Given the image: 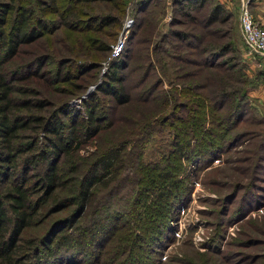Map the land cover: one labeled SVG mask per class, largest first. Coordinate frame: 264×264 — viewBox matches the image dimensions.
Wrapping results in <instances>:
<instances>
[{
  "label": "rangeland",
  "instance_id": "rangeland-1",
  "mask_svg": "<svg viewBox=\"0 0 264 264\" xmlns=\"http://www.w3.org/2000/svg\"><path fill=\"white\" fill-rule=\"evenodd\" d=\"M125 1L121 12L106 1L85 0V10L116 17V22L99 31L82 27L71 31L60 26L33 43L22 44L3 65L2 71L12 72L8 78L14 80L16 97L46 98L51 105L46 113L55 108L64 110L68 105L70 114L58 115L63 123L62 136H67L70 116L76 121L83 116V101L94 95L103 127L89 139H80L70 157H59L57 166L65 174L64 180L79 176L92 160L110 150L118 155L109 171L111 182L106 187L97 186L82 220L83 225L90 226L89 212L93 218L96 211L98 223L116 226L113 231L109 235L100 231L101 237L96 235L76 253H72L75 249L60 250L49 257L36 247L38 260L32 255L25 258L27 253L21 250L13 254L14 259L17 264L25 263V259L26 264H191L193 251H198L216 257L220 264H264V57L246 51L238 22L240 0H202L191 7L180 0ZM215 5L219 6L217 10ZM250 10L264 28V0H256V9L251 6ZM212 11L214 19L208 23ZM50 16L49 24L62 21L56 14ZM84 35L97 37L107 48L101 45L99 49L94 42L75 38ZM117 42L121 46L113 52ZM226 44L228 49L222 56L212 54ZM38 58L42 68L31 75ZM65 58L69 61L56 71L55 66ZM112 62L118 66L114 76L121 77L129 96L124 104H117L110 93L97 89L109 80ZM220 80L233 88L232 94L225 96L222 110L215 111L217 115H204L203 130L210 125L224 146L208 155L192 156L198 139L184 131L190 124L184 104L188 106L199 92L212 97L210 90ZM19 85L33 87L36 93L19 95ZM171 86L176 90L171 91ZM220 100L216 97L215 103ZM235 102L228 114L229 122L234 120L229 131L232 135L228 136L227 124L220 123L219 114L225 116L229 113L227 105ZM143 111L156 112L154 120L150 118L144 128L136 127L144 121L138 114ZM179 116L183 121H178ZM42 133H38V145L43 144ZM174 133L178 134L174 137ZM174 140H183L180 151L173 148ZM162 165L173 166L170 170L178 180L175 185L183 192L174 209L154 204V190L147 186L148 177L155 178ZM43 167L39 160H20L14 170L5 173V178L9 176L2 184H21L26 178L25 185L34 186L33 196L40 195L38 176ZM235 184L241 189L228 204L226 197ZM74 188L70 181L58 190L61 199L57 202L71 195ZM248 199L251 204L247 205ZM53 204L49 199L41 207L23 236H41L73 208L68 206L47 217L39 215ZM244 228L250 240L262 242L246 247L233 244L244 235H240ZM149 233L154 240L149 239ZM133 241L138 248L125 260L122 248L133 245ZM29 252L33 253L31 249ZM255 253L263 256L256 258ZM203 260L201 256L199 263Z\"/></svg>",
  "mask_w": 264,
  "mask_h": 264
},
{
  "label": "trees",
  "instance_id": "trees-1",
  "mask_svg": "<svg viewBox=\"0 0 264 264\" xmlns=\"http://www.w3.org/2000/svg\"><path fill=\"white\" fill-rule=\"evenodd\" d=\"M88 3L106 1L110 5L122 12V5L124 7L125 0H86ZM182 5L201 4L202 0H180ZM85 0H0V259L3 264H17L13 254L18 253L20 250L26 254L25 258L39 259V252L34 254V248H39L43 253L54 257L58 251L74 250L72 253H76L78 248H83L89 244L96 235L99 237L101 233L108 235L113 231L116 226H105L98 223L96 211L89 212L88 220L90 226L83 225L84 211L89 207L95 195V189L100 187H106L113 177L110 175L111 167L116 162L118 155L110 150L106 154H103L99 158L87 165V169H84L79 176L64 180L65 174L57 166L58 159L61 155L70 157L72 152L78 147L80 139L85 141L94 136L103 126L99 112L96 111V103H94V95H89L83 102L85 106V113L80 116L76 121L70 116L68 122L69 128L67 136L61 135L60 116H68L72 110L68 109V103H65L67 107L64 110L52 109L46 113V108L50 102L46 98H40L32 100L31 98H20L15 96V85L12 78H8L12 75V72L8 74L10 70L2 71L5 62L13 57L22 44L33 43L42 37L45 33H53L58 27H64L69 30H78L80 27L86 30L99 29L103 26L113 25L112 22H116V17H111L108 14L99 15L97 12L85 10V6L82 4ZM140 3V2H139ZM82 4V5H81ZM219 8L215 5V9ZM56 14L58 18L62 19L59 24H49L52 20V16ZM47 17V18H46ZM69 19H67V18ZM72 18L73 20H70ZM213 11L210 12V16L207 22L213 21ZM84 41L86 39L89 42H94L100 49L102 45L103 49H106V44L100 42L97 37L94 36H78L75 37ZM93 39V40H92ZM213 49H216L213 47ZM227 44L222 46L220 50H215L213 55L222 56L227 50ZM211 54V55H212ZM69 60H60L55 66L56 71H60L61 67ZM35 70H32L31 75L38 73V70L42 68V60L38 58L33 64ZM32 67V68H33ZM117 63L112 62L109 73V80L104 84H101L97 89L108 92L114 98L117 104H124L128 101V94L125 93L123 80L119 76H114V71L117 69ZM68 69L67 77L70 78V68ZM81 69V68H80ZM8 71V72H7ZM10 75V77H11ZM45 76V75H44ZM180 79V76H176ZM226 81L220 80L210 90L212 97L206 93H197L198 97L193 99L188 106L184 104L186 112L188 114L190 124H187L184 129L186 135L193 133L194 137L198 139L195 144V148L191 149L192 156L211 154L215 150L223 148L224 143L220 142L215 137V132L209 126H205V117L207 113L215 114V111L222 110L224 104L223 99L228 93L232 94L233 89ZM156 83V82H155ZM173 85L172 81L170 82ZM158 84V83H157ZM71 85H75L71 83ZM157 86V85H156ZM171 91L176 90V86ZM19 95H25L26 93L35 94L36 90L33 87H27L19 85L16 88ZM220 97L221 100L215 103V98ZM187 104V103H186ZM236 104L231 103L226 107V111L229 112L225 116H221L220 123L225 121L226 128L225 133L231 136L230 130L233 129V123L229 122L228 114L232 107ZM178 105V104H177ZM64 106V105H63ZM46 109V110H45ZM205 110H208L206 112ZM142 120L136 127L144 128L148 121L154 120L156 112L150 114L146 112L138 113ZM217 115V114H215ZM237 117L240 116L238 112ZM190 116V117H189ZM203 116V117H202ZM182 116L178 117V121H183ZM42 131V138H44L43 144L38 145V133ZM195 131L198 132L195 134ZM178 133H174V137ZM201 135V136H200ZM203 136V137H202ZM183 142V140L181 141ZM180 140L173 141V148L176 151H180L182 144ZM188 139L185 140L187 144ZM72 144H75L71 146ZM177 153H173V157ZM20 160L23 163L29 161H41L44 163V167L39 172V183L42 187L40 195H34V186L25 185L24 178L22 183L8 184L4 187L2 181L8 178L9 174L5 178V173H8L15 169L16 164ZM173 168L171 165L159 166L155 178L149 176L147 179V186L150 190H154L153 199L154 204L158 203L160 208L175 207L176 200L183 197V192H180L176 187L178 180H174V176L170 170ZM72 168L71 171H75ZM78 171V170H77ZM77 173V172H76ZM104 180V181H102ZM72 182L75 186L71 195H65L62 201L57 202L60 196L57 193L68 182ZM98 186V187H97ZM180 186V183L178 187ZM156 189V190H155ZM241 187L239 184H235L232 192L226 197L228 204L236 197L237 191ZM178 192V193H177ZM54 195V197H53ZM53 197V198H52ZM53 201L55 204L51 208H47L45 211L40 212L39 215L47 217L54 211L73 206V208L65 216L57 219V222L49 226L44 233L39 236H23V230L33 225V217L38 214L41 207L47 203L48 200ZM158 201V202H156ZM57 202V203H56ZM173 203V204H171ZM247 205L250 203V199L246 201ZM251 204V203H250ZM174 209V208H173ZM236 210L235 214L236 215ZM35 225V224H34ZM83 225V226H82ZM214 226H221V224H215ZM147 227V226H145ZM152 227V226H151ZM101 231V233H99ZM164 232V231H161ZM241 237H238L233 244H240L241 246H250L258 244L262 241L250 240L249 231L244 228L240 232ZM107 235V236H108ZM106 236V237H107ZM159 236V235H158ZM155 238V242L158 240ZM101 237V236H100ZM150 240L151 234L148 235ZM103 240L105 238H102ZM101 239V241H102ZM137 241V238L135 239ZM136 243L133 241V245H124L122 252H124V259L127 260L129 256H132V251ZM29 249L33 253L29 252ZM57 250V251H56ZM152 250V248H151ZM113 255V254H112ZM111 255V256H112ZM149 255L146 254V258ZM203 256V261L199 263L200 257ZM222 254H219L221 257ZM263 254L255 253L254 257L258 258ZM203 255L202 252L193 251L191 255V264H220L218 257ZM211 261V263H210ZM187 262V261H186ZM27 261L25 259L26 264ZM97 264V262H95Z\"/></svg>",
  "mask_w": 264,
  "mask_h": 264
},
{
  "label": "built area",
  "instance_id": "built-area-1",
  "mask_svg": "<svg viewBox=\"0 0 264 264\" xmlns=\"http://www.w3.org/2000/svg\"><path fill=\"white\" fill-rule=\"evenodd\" d=\"M251 0H240L238 22L242 40L248 55L264 57V28L254 19L249 3ZM120 42L113 47V52L120 48Z\"/></svg>",
  "mask_w": 264,
  "mask_h": 264
},
{
  "label": "crops",
  "instance_id": "crops-1",
  "mask_svg": "<svg viewBox=\"0 0 264 264\" xmlns=\"http://www.w3.org/2000/svg\"><path fill=\"white\" fill-rule=\"evenodd\" d=\"M251 6H253V8L256 9V0H251L250 8Z\"/></svg>",
  "mask_w": 264,
  "mask_h": 264
},
{
  "label": "water",
  "instance_id": "water-1",
  "mask_svg": "<svg viewBox=\"0 0 264 264\" xmlns=\"http://www.w3.org/2000/svg\"><path fill=\"white\" fill-rule=\"evenodd\" d=\"M90 90V89H89Z\"/></svg>",
  "mask_w": 264,
  "mask_h": 264
}]
</instances>
